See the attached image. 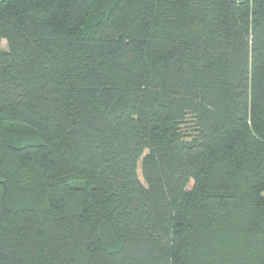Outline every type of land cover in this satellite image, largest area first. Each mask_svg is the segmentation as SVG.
I'll list each match as a JSON object with an SVG mask.
<instances>
[{
  "label": "trees",
  "instance_id": "16d2710c",
  "mask_svg": "<svg viewBox=\"0 0 264 264\" xmlns=\"http://www.w3.org/2000/svg\"><path fill=\"white\" fill-rule=\"evenodd\" d=\"M7 124L0 264H264V0H0Z\"/></svg>",
  "mask_w": 264,
  "mask_h": 264
},
{
  "label": "rangeland",
  "instance_id": "374dc122",
  "mask_svg": "<svg viewBox=\"0 0 264 264\" xmlns=\"http://www.w3.org/2000/svg\"><path fill=\"white\" fill-rule=\"evenodd\" d=\"M6 41L3 42V47L6 48ZM28 128H26L25 126H22L20 124H14V125H10V124H7V125H4V128L2 129L1 131V137H2V140L5 144H12V145H16L18 144L19 142H24L22 141L21 139V136H18L17 132H27ZM31 136V134H28ZM29 136V137H30Z\"/></svg>",
  "mask_w": 264,
  "mask_h": 264
},
{
  "label": "water",
  "instance_id": "95a60500",
  "mask_svg": "<svg viewBox=\"0 0 264 264\" xmlns=\"http://www.w3.org/2000/svg\"><path fill=\"white\" fill-rule=\"evenodd\" d=\"M234 2H241V1H244V0H232Z\"/></svg>",
  "mask_w": 264,
  "mask_h": 264
}]
</instances>
